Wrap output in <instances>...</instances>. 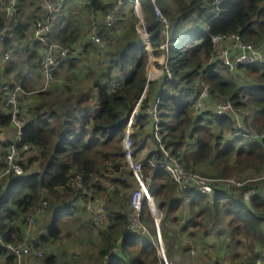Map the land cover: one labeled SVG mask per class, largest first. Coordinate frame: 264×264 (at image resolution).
Segmentation results:
<instances>
[{"label":"trees","instance_id":"16d2710c","mask_svg":"<svg viewBox=\"0 0 264 264\" xmlns=\"http://www.w3.org/2000/svg\"><path fill=\"white\" fill-rule=\"evenodd\" d=\"M7 1L0 0V6ZM46 1L60 6L57 17L63 23L41 33L45 44L34 33L36 22H44L48 15L41 0H15V20L0 9V33L10 28L0 34V258L15 264L4 244H19L29 237L32 250L40 245L47 250L48 239L58 240L73 229L74 206L89 216L84 189L90 198L103 200L105 213V225L94 236L95 264H161L146 204L141 221L149 235L125 229L137 180L126 164L123 127L135 112L129 145L141 142L131 156L134 161L142 158L141 175L163 213L159 224L167 260L223 264L220 247L234 243L243 246L244 253L238 261L232 256L229 264H264V197L256 193L242 197L250 188L264 191V137L235 136L232 114L217 115L212 98L192 113L204 82L211 97L228 96L235 107L249 112L251 120L243 121L242 132L251 128L264 134V64L233 70L218 60L207 64L211 42L203 33L206 27L209 34L237 33L264 49V0H224L213 19L207 0H139L154 55L161 54L163 40L155 5L169 20L166 65L172 78L166 80L161 73L148 83V51L137 34L139 17L130 7L133 1L122 5L118 0ZM117 4L119 10L109 19ZM94 35L105 43H91ZM50 43L68 52L61 56L54 80L45 83L35 77ZM99 47L103 53L97 52ZM113 79L118 82L115 89L109 87ZM78 81L85 87L76 85ZM16 84L20 86L14 111L5 106V96ZM155 102L153 117L147 109ZM11 146L20 174L6 171ZM165 152L192 174L241 181L250 176L253 182L245 181L232 191L213 188L209 194L196 191L193 182L181 190L163 166L169 163ZM214 166L217 174H207ZM47 216L52 219L45 235L33 243L27 222L33 226ZM41 256L43 264H55L53 254Z\"/></svg>","mask_w":264,"mask_h":264},{"label":"built area","instance_id":"2783aa9c","mask_svg":"<svg viewBox=\"0 0 264 264\" xmlns=\"http://www.w3.org/2000/svg\"><path fill=\"white\" fill-rule=\"evenodd\" d=\"M43 2V6L48 8V15L45 18L44 22L37 21L35 34L36 36L45 44L43 40V36L41 33L48 32L52 29L53 21L57 16V12L60 9V6L57 4H49L46 0H41ZM209 3L210 9V17L209 19H213L217 17L219 13V7L224 0H207ZM118 4L120 5V0H118ZM115 8V11L111 12L108 17L111 19L113 14L119 10V5ZM15 0H8L5 2L3 6H0V9L5 12L6 18L15 20V16L13 15L15 9ZM134 7L136 10H140L139 1L134 0ZM141 12V10H140ZM154 13L160 19L161 27V34L163 35V40L160 42L158 49L162 52L163 62L161 63V70L162 73L165 74L166 80H170L172 78L170 71L166 65V48L169 42V20L165 18L159 11V9L155 6ZM139 21L136 25L137 32L139 34H143L140 29L142 26V30L144 34H146V40L149 44V37L148 32L145 27V23L142 19V16H138ZM14 22V21H13ZM10 28L5 27L1 31V35H5L9 32ZM204 35L209 36L211 42V51L210 57L208 59L207 64H212L215 60H218L223 66L228 67L229 70H233L238 65H255V64H264V49H260L255 47L252 43L244 41L241 36L237 33H219V34H209L208 30L204 32ZM91 43H98L99 45L104 44L105 41H101L97 35L91 36L90 38ZM102 46V45H101ZM80 47V46H79ZM68 50L66 48L62 50H58V44L50 43L47 44L43 53V58L40 62L39 70L42 73L45 83L52 82L54 80L53 73L55 69L58 67L60 63L61 56H65ZM99 52V49L97 50ZM9 53L4 54V59H7ZM117 80L113 79L109 87L111 89H115L117 87ZM19 84H16L13 88L9 89L6 96H5V106L13 107L14 111L17 110L15 106L16 103V94L17 90L19 89ZM4 89H8L7 85L3 86ZM210 88L207 83L202 82L201 89L198 95V99L196 100L192 113H196L198 108L201 106V103L204 99L211 97L210 96ZM213 99V108L217 115H223L224 113H231L233 119L235 121L236 130L234 132L235 136L243 135L249 138H263L264 134H258L254 129H249L246 132H242L243 128V121L247 123L250 122L251 116L248 111L244 110L243 108H237L234 106L233 101L228 96L225 97H211ZM156 102L153 104V108L151 110L147 109V112L151 113L153 117L156 116ZM133 112L131 116L128 118L125 126L123 127L124 137L123 142L126 148V162L127 167L132 170L134 176L137 180V188L134 189L131 195L130 206L127 213V220H126V231L127 233H138L144 234L146 232V228L141 221V211L144 204L147 205L151 216L157 226H159L160 218H159V211L155 207L151 195L149 194L144 178L141 175V164L142 161H134L131 156V147L129 145V137L132 132V121H133ZM16 117H14L15 119ZM16 120V119H15ZM17 125H21V121L16 120ZM166 158L168 159V164L163 165L172 178H174L178 184L180 189H185L187 185L191 182L194 183V188L198 192L204 193H211L213 188H219L222 190L232 191L234 190L235 186H241L243 181L236 180L234 177H227V178H216L213 182L209 180H205L203 178H198L195 174H192L182 168V166L177 162V160L173 157H170L167 152H165ZM16 150L14 146L10 147L9 155L7 156V169L6 171L13 170L15 174H20L21 169L16 163ZM160 166H162L159 163ZM81 187V183L79 184ZM232 189V190H231ZM86 195L88 200L85 202V209L88 212L89 208L92 206L94 211L88 212V214H92L93 219L91 218V222L94 223L96 218L99 219V222L105 221V214L103 208V200L101 199H92L89 197L88 193L82 189ZM258 194L260 197H264V191H255L254 189H248L243 195L245 200L252 194ZM31 220H29V225L31 226ZM161 242V240H160ZM6 248H9L12 251V254L15 256L16 259H20L22 256H28L33 254L36 257H40L43 253L41 248H34L33 250L25 245L23 242L19 244H4ZM164 251V250H163ZM159 253V251H158ZM111 256V252L107 254L106 259ZM160 256V253H159ZM167 259V258H166ZM164 261V264H171L168 260ZM212 264V263H208ZM259 264V262H256Z\"/></svg>","mask_w":264,"mask_h":264},{"label":"rangeland","instance_id":"374dc122","mask_svg":"<svg viewBox=\"0 0 264 264\" xmlns=\"http://www.w3.org/2000/svg\"><path fill=\"white\" fill-rule=\"evenodd\" d=\"M129 1L130 0H120V3H121L120 5H122V3L123 4L128 3ZM131 1L134 2V0H131ZM136 1H139V0H136ZM131 7H132V12L134 13V15L141 16L140 10H136V8L134 7V3H133V6H131ZM16 10H17V8L15 9V11ZM140 27H141L140 31L143 34H138V35L142 39V43L145 45V47L148 51V63H147V67H146V75H147V78L152 80V79L157 78L161 74L162 70L159 68V66H157V63L159 61H161V63H162L164 60H163L162 56L153 54V52H152L153 49L151 48L150 43L149 44L147 43L146 34H144V31L142 30V26H140ZM80 47H83V46H80ZM99 52L100 53L104 52L103 47H99ZM76 85H78L80 87H82V86L85 87L86 83L83 81H78V83ZM209 98H211V97H209ZM206 100H207V98L204 99L203 102H205ZM6 135H9V133H7ZM125 160H126V155H125ZM136 160H139V159H136ZM126 164H128V163L126 162ZM216 171H217V166H214V172H213V168H212V172L208 171L207 174H209V173L217 174ZM195 175L198 178H203V179L209 180L211 182H213L216 179L214 177H208V175H200V174H195ZM111 177L107 176V179L111 178ZM234 179L238 180L237 177H235ZM243 180H244L243 182H245V181L253 182V179L250 178V176H245ZM236 187H238V185L235 186L234 189H236ZM242 197L245 199L243 193H242ZM90 211H94V208L92 206L89 208L88 212H90ZM103 214H105V213H103ZM72 216H74L73 213H72ZM89 216L93 219L92 214H89ZM76 217H77L78 222L76 219H72V221H73L72 223H76L74 225L73 229L70 230V228H69V230H70L69 233L62 235L61 238L58 240L50 241V239H48L47 241H49V242H47L46 247L55 246V245L59 244L60 242H62L63 238H65V240H63V241H66L67 242L66 244L69 245L68 246L69 251L62 252L60 257L63 258L67 264H95V262H94V256H95L94 254L95 253H93V248L95 245L94 236L97 233V231L100 230L99 228H101L102 225H105V223L102 221L99 222L98 218H96L94 223H92L88 220V218H90V217H88L87 214L84 215V214H81L80 212H77ZM162 217H163V213L159 211L160 221H161ZM50 219H52V218L50 217ZM79 220H81V221H79ZM28 224L29 223L27 222V226H28ZM69 224H70V222H69ZM95 224H99V226H95ZM33 225H34V228H37V226H38V228L42 227L41 224H39V223L35 224V222ZM25 226H26V224H25ZM31 227H32V223H31ZM125 227H126V225H125ZM45 229L47 230L46 226L44 225L41 228V230H45ZM158 238H159V235H157V239ZM31 239H32L33 243L36 241V240H33V238H31ZM160 240L161 239L159 238L158 242H157L158 251L160 250L161 247H163L162 241L160 242ZM23 243L25 245H27L29 248H32L30 237L25 238ZM40 248L43 251L42 256L48 252V250H46V248L43 247L42 245H40ZM220 248L222 250V253L219 255L218 258L220 259L221 263H223V264H229V262L232 261V256L237 257V261H238L239 257H241L242 254L244 253L243 246H240V245H237L234 243L233 244H224ZM71 252H72V257L70 255ZM158 255H159V253H158ZM38 258H40V257H38ZM216 264H220V263H216Z\"/></svg>","mask_w":264,"mask_h":264},{"label":"crops","instance_id":"0c3cea01","mask_svg":"<svg viewBox=\"0 0 264 264\" xmlns=\"http://www.w3.org/2000/svg\"><path fill=\"white\" fill-rule=\"evenodd\" d=\"M123 4V3H122ZM127 5V4H126ZM155 5V4H154ZM128 6H130V5H128ZM155 6H157V5H155ZM131 7V6H130ZM158 7V6H157ZM29 9V8H28ZM193 17H191L190 19H192ZM61 17H57L56 16V18H55V22H54V24H55V26H60L62 23H63V21L61 22ZM194 19V18H193ZM186 22H189V20L188 21H186ZM208 30V28L206 27V28H204L203 29V33L205 32V31H207ZM54 31H55V29H54ZM137 34H139L138 32H137ZM159 56H162V53L161 54H159ZM158 62V61H157ZM158 64H160V69H161V61H159L158 62ZM39 74L35 77V80H37V81H40V80H44V78H43V75H42V73L41 72H38ZM162 73V72H161ZM161 75V74H160ZM159 75V76H160ZM158 76V77H159ZM156 79V78H155ZM153 80V79H152ZM6 135V133H2V136H5ZM7 136V135H6ZM140 142L141 141H135L134 142V144L132 145V146H130L131 147V153H132V151L140 144ZM133 158V157H132ZM142 159V158H141ZM141 159H139V160H135V161H141ZM134 160V159H133ZM105 176H106V174H105ZM107 178V177H106ZM152 198V197H151ZM191 198V197H190ZM182 199L186 202V203H188V198H185V197H182ZM152 201H153V203H154V205H155V207H156V204H155V202H154V199L152 198ZM157 208V207H156ZM73 209L74 210H72L73 212V214H74V216H73V219H76L77 220V217H76V214H77V212H78V207H73ZM158 209V208H157ZM150 212V211H149ZM150 215H151V213H150ZM89 217V216H88ZM50 217H46V219L45 220H43V218H41V219H38V222H37V224L39 223V224H41L42 225V227L45 225L46 226V228H47V226H48V224L50 223ZM77 222H78V220H77ZM153 224H154V232H155V239H156V243L158 242V239L160 238L161 239V241H162V243H163V240H162V236H161V232H160V224H159V227H158V229H157V226H156V224H155V222H154V220H153ZM145 226V225H144ZM41 227V228H42ZM41 228H38V226H37V228H34V225L31 227V230H30V235L32 234V238H33V240H36L35 241V243L39 240V237H41V236H43V235H45V232H46V229L45 230H41ZM145 228H146V232L144 233V234H148L149 235V233H148V230H147V227L145 226ZM162 231H163V233H164V238H165V240H166V237L165 236H168V225H165V226H162ZM69 233V231H65V232H63L62 233V235H64V234H68ZM126 233V232H125ZM140 235H143V234H140ZM157 235H159V238L157 239ZM151 239V238H150ZM150 239H148V238H139V242L141 241V240H143V241H150ZM63 240H65V238H63ZM62 240V242H60L59 244H57V245H55V246H50V247H48V252L49 253H51V254H53L54 255V262H55V264H67L65 261H64V259L63 258H61L60 256H61V253L62 252H64V251H69V249H68V244H66L67 242L66 241H63ZM38 248H40V247H38ZM191 253H193L192 251H191ZM71 257H72V252H71ZM36 256H34L33 254H30V255H28V256H22L20 259H15V264H43L39 259H38V257H36ZM213 257H215V259L217 260V258L216 257H218V256H213ZM43 259V258H42ZM82 260V259H81ZM81 262V261H80ZM0 264H8L6 261H5V259H3V258H0Z\"/></svg>","mask_w":264,"mask_h":264},{"label":"water","instance_id":"95a60500","mask_svg":"<svg viewBox=\"0 0 264 264\" xmlns=\"http://www.w3.org/2000/svg\"><path fill=\"white\" fill-rule=\"evenodd\" d=\"M140 10H141V8H140ZM149 80L150 79L147 78V83H148ZM159 253H160L161 264H164V261H165L166 257H165L164 251H163V247L160 248Z\"/></svg>","mask_w":264,"mask_h":264},{"label":"clouds","instance_id":"9594fccd","mask_svg":"<svg viewBox=\"0 0 264 264\" xmlns=\"http://www.w3.org/2000/svg\"><path fill=\"white\" fill-rule=\"evenodd\" d=\"M150 43V42H149Z\"/></svg>","mask_w":264,"mask_h":264}]
</instances>
